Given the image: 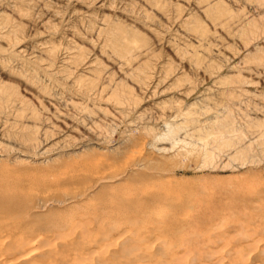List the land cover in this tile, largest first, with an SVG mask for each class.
<instances>
[{"label": "rangeland", "instance_id": "obj_1", "mask_svg": "<svg viewBox=\"0 0 264 264\" xmlns=\"http://www.w3.org/2000/svg\"><path fill=\"white\" fill-rule=\"evenodd\" d=\"M192 102L188 120L220 113L241 130L237 145L257 137L249 119L264 114V0H0V154L12 161H50L62 184L86 183L77 152L101 147V162H122L134 141L167 132L163 110ZM262 148L231 163L223 150L217 168L177 175L264 180Z\"/></svg>", "mask_w": 264, "mask_h": 264}, {"label": "bare ground", "instance_id": "obj_2", "mask_svg": "<svg viewBox=\"0 0 264 264\" xmlns=\"http://www.w3.org/2000/svg\"><path fill=\"white\" fill-rule=\"evenodd\" d=\"M216 2L204 10H213ZM120 32L117 38H127L129 49L131 39ZM196 103L163 110L158 116L166 120L167 132L140 137L122 162H101V147L77 152L78 169L89 171L83 174L86 183L62 184L58 173H50L56 167L50 161H12L0 154V264H264V180L221 186L211 174L184 176L185 182L177 175L182 168H217L221 152H229L224 145L234 148L230 163L249 156L264 145V114L249 119L257 130L260 126L257 137L237 145L234 136L242 138L241 130L228 115L188 120ZM205 109L199 114L208 113ZM185 129L211 139L188 140L180 134ZM167 141L170 146L163 145ZM253 157L246 159L254 162ZM93 200L99 202L89 205Z\"/></svg>", "mask_w": 264, "mask_h": 264}]
</instances>
